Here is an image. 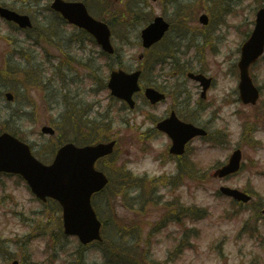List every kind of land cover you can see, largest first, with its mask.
<instances>
[{
	"label": "rangeland",
	"instance_id": "rangeland-1",
	"mask_svg": "<svg viewBox=\"0 0 264 264\" xmlns=\"http://www.w3.org/2000/svg\"><path fill=\"white\" fill-rule=\"evenodd\" d=\"M12 1V0H8ZM200 3L202 10H200L197 15L201 12L208 11L209 7H213V1L209 3L204 0H196ZM262 3V0H217L218 8L232 9L235 11L224 12L223 19L224 24H212L208 27L203 26L198 19L196 21L187 22L186 25L179 24V10L176 6V0H149L146 9L151 11L152 14H163L168 20L175 21V25L172 27V30L168 35H171V42L175 48L180 47L181 51L186 52V56L189 57V60L195 64H201L210 72V75H214L217 83V89L215 88L211 91L212 95H217L218 97L231 98L233 104L231 106H226L222 111V119L218 122L212 124L214 131L218 130L222 133L229 132V135L222 140L219 147H216L211 141L202 142L201 152L196 158L200 166L204 164L205 170H207V164L211 163L213 159L217 156L225 159L227 153L238 147L240 142L239 131L242 127V124L246 119H249L247 115V108L240 101L233 99L238 98L236 92H229L224 95L226 92L230 91L231 88L236 84L238 79V73L235 71L234 64L239 59L240 56V46L243 42V37L247 36V31L249 32L252 29L253 23L251 21L255 19L257 7ZM15 4L17 8H21L22 5L20 2H11ZM236 5L237 7H235ZM26 8V7H25ZM215 16H220V13L215 12ZM137 25L129 19H126V22H123L119 25L118 33L114 35L115 45L122 51V59L124 65L129 68L134 64L135 60H138L139 54L142 52V48L137 45L139 41L138 38V29ZM68 31H72L74 28L71 26H66ZM140 32V31H139ZM212 40V43L204 46V40L206 35ZM66 36L70 35L65 33ZM0 36H6L12 42L9 44V41L6 39L0 40L1 46H6L9 44V49H13L15 44L13 39H20V41L25 42V46L28 43L29 35L26 32L21 33L15 29L14 25L5 24V22H0ZM190 47L196 45L200 50L195 47ZM93 45H90V47ZM204 46V47H203ZM8 48H5V50ZM4 50V49H3ZM98 54V53H97ZM159 52H157L152 59L159 58ZM109 61V59H108ZM118 59H110V63L118 67ZM38 62V61H36ZM13 66L15 63L10 61ZM28 64V63H27ZM27 64L23 63V70L27 67ZM48 65V64H47ZM166 70H169V66L165 65ZM162 69L160 66H157L156 72H150L147 78H144L145 81L153 80L155 83L165 87L168 86V82H165L164 77L160 74ZM256 77H258L260 83L264 85V66L259 65L254 69ZM9 78H13V74H6ZM16 80L14 81L15 86L12 82L7 81L0 77V87L3 89L13 88L18 94V101L11 103L7 100H3V103L0 104V123L7 118H11V126L17 129L23 127L25 134V139L30 143H37L36 149L41 150L45 145V142L48 141L51 137L49 134H44L41 132V127L47 122L43 119L41 122H28L25 117V108L22 106V103H25L27 100L25 98V89L22 87L23 78L20 75H16ZM173 82V81H171ZM170 82V83H171ZM190 85L192 83L189 82ZM93 99L101 101V105H107L109 103L110 113H113V119L116 124H114V131L120 133L122 137V146L119 149V152L116 157V162L112 166L113 170H109L114 178H116L121 167L124 163L126 166L135 171H144L149 170L151 173H154L157 169L156 165L153 163L151 157L153 156V147L148 148L146 151L139 152V146L136 144V138L144 135L143 131L139 126L143 123V116L141 111H147L150 107L147 105L146 99L139 95V105L133 111L124 109L123 116L120 115V108H122L123 103H115L111 99V95L108 90L101 91L97 94L92 93ZM168 102L167 104H169ZM64 103H59L51 109L48 116L53 114V121L55 124L59 125L62 119V107ZM167 104L160 106L164 108ZM104 105V106H105ZM241 109L243 113H241ZM30 111V109H27ZM14 115V116H12ZM43 117V116H42ZM20 118V119H19ZM236 119L237 123H232V119ZM36 119V118H35ZM251 119V118H250ZM253 120V119H252ZM255 120V119H254ZM264 126V125H262ZM143 128H147V125H143ZM257 139H261L262 142H255L253 144H244L243 149L246 151V158H253L256 161V168L264 169V133L263 131H258L254 134ZM154 139V138H153ZM255 141V139H254ZM153 145L160 149V144L157 141L152 142ZM145 155V156H143ZM199 157L201 159H199ZM248 161V159H247ZM249 176L254 178V182L257 184L260 190L264 191V177L258 176L257 172H254L250 169L249 166H246V169L243 170V173L240 174L237 178H232L229 181L222 178H217L210 176L209 189H185L181 190L183 198L187 201L188 204L197 203V205H210L212 207V214L205 219L204 221L196 224L201 228V233L197 238V246L190 250H186L180 257L178 264H241V260L244 259L246 264L255 263L254 258L256 255H259V258H264V243L261 240H255L254 238L248 237L245 235L235 239L237 236L238 230L241 227L243 218H234L227 219L223 217L225 209L231 208L229 198L224 196H216L217 188H219L221 183L225 184H239L241 187L246 185V181ZM2 180H5L12 193L10 197L11 201L14 202L12 206H7L8 208H14L18 212L26 211L30 216H36L37 220L40 222L36 226L35 230L56 232L58 230V218L61 220V212L51 211L49 214H44L43 204L41 202L33 200V194L27 188L26 184L17 182L16 177H2ZM10 186V188H9ZM164 189V188H163ZM166 191V190H165ZM141 191L132 192L131 195L139 194ZM109 196H104L103 194L96 197V206L98 211L104 213V217L109 221L110 226L123 228L124 225L130 222L138 224L136 217L137 214L140 219L143 220L142 228L144 233H149L153 226V223H149L155 219H159L165 206V201L172 198V194H178L177 190L168 189L163 197L162 203L159 205H154L148 203L146 206L149 208L147 211L140 213L134 211V204L126 202L122 199L121 195H117L116 199H113L115 194V188L111 185L106 194ZM256 200L264 201L263 197L255 196ZM7 205L9 202L6 203ZM30 207L36 209V213L30 211ZM3 209V207H1ZM176 212V210H173ZM250 212L246 211V215ZM188 221V220H187ZM189 223V222H188ZM174 222L169 223L162 231L157 235H154L150 243V251L152 257H157L158 259L164 260L167 256L168 250L173 247L175 242L168 236V234L173 231L179 230ZM31 231V228L25 226V229L20 225V223L13 220L10 223V230L6 234H11L12 232H20L21 234ZM182 234V233H181ZM15 237V235H14ZM58 247L60 250L57 254L58 256L52 257V251L47 249V244L44 239L37 238L34 240H29L26 243L25 249V264H78L77 259L78 252L81 251L84 254L82 262L84 264H103L104 258L100 252L96 250V244H93L91 247H88L87 250L78 249L79 241L74 236H70L69 240L62 239L59 235H55ZM23 238L20 237V243L18 244V251H20L21 246L23 245ZM46 238V237H43ZM221 244V246H217ZM53 245L51 244V247ZM218 249H221L223 255L220 256ZM51 252V253H49ZM259 263V262H257ZM0 264H7L6 260L3 258L0 260Z\"/></svg>",
	"mask_w": 264,
	"mask_h": 264
},
{
	"label": "water",
	"instance_id": "water-1",
	"mask_svg": "<svg viewBox=\"0 0 264 264\" xmlns=\"http://www.w3.org/2000/svg\"><path fill=\"white\" fill-rule=\"evenodd\" d=\"M62 4L58 7L71 21L83 25L92 31L99 42L109 51H113L110 43L111 32L105 23L90 18L85 7L81 3L63 4L57 0L54 4ZM9 18L20 21L21 24L28 23L25 16L13 12H5ZM257 40L254 49L250 53H244V64L255 58L262 50L264 44V9L259 14ZM168 28V24L157 18L154 23L143 30L144 44L149 46L153 41L159 39ZM139 72L131 74L124 71L112 73L110 86L113 93L128 98L131 103L132 92L137 88ZM150 96H156V92L149 89ZM113 143L99 144L76 148L69 144L58 155L55 163L44 166L34 160L29 153L27 145L18 141L8 134L0 136V168L21 171L32 183L33 189L41 196L51 195L58 198L64 206V226L68 233H77L83 242H88L99 236L100 222L96 217L91 204V195L94 191L101 189L107 179L103 174L95 171L93 162L98 156L108 153ZM235 163L226 172L236 170L239 167L240 155H235ZM74 184H72V182ZM233 194L235 190L229 189Z\"/></svg>",
	"mask_w": 264,
	"mask_h": 264
},
{
	"label": "flooded vegetation",
	"instance_id": "flooded-vegetation-1",
	"mask_svg": "<svg viewBox=\"0 0 264 264\" xmlns=\"http://www.w3.org/2000/svg\"><path fill=\"white\" fill-rule=\"evenodd\" d=\"M25 5V0H23ZM41 6H36V8H40ZM190 97L193 99L192 102L188 101L187 105L192 106L195 104L196 110L194 112L197 119L201 122L205 121V118L209 116L210 120L212 119L213 122L220 121L222 118V110L223 106L222 103L219 101L217 97H204L203 99H197L195 95L191 92ZM171 107L165 112L163 117L156 116L155 119L157 122L169 117L172 114H175L178 118L182 120H187L188 113L185 112V102L179 101L177 98L171 96ZM226 104V102H223ZM252 105V104H251ZM158 112V110H157ZM159 113V112H158ZM157 124V123H156Z\"/></svg>",
	"mask_w": 264,
	"mask_h": 264
},
{
	"label": "trees",
	"instance_id": "trees-1",
	"mask_svg": "<svg viewBox=\"0 0 264 264\" xmlns=\"http://www.w3.org/2000/svg\"><path fill=\"white\" fill-rule=\"evenodd\" d=\"M190 211H192V209H190ZM120 250L121 247L120 248L117 247L113 242L110 243L109 251L110 253H112V257L114 258L112 260H109L110 264H121V259H120L121 254L119 253ZM122 255H125V261L127 264H135L134 260L132 259L135 258V256L131 254L127 249H125Z\"/></svg>",
	"mask_w": 264,
	"mask_h": 264
}]
</instances>
